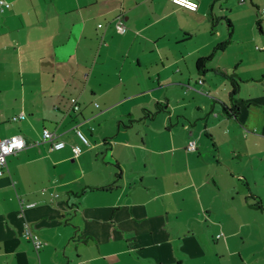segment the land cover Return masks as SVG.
Wrapping results in <instances>:
<instances>
[{
	"label": "crops",
	"instance_id": "0c3cea01",
	"mask_svg": "<svg viewBox=\"0 0 264 264\" xmlns=\"http://www.w3.org/2000/svg\"><path fill=\"white\" fill-rule=\"evenodd\" d=\"M7 1L0 137L20 133L25 145L0 174V264H259L242 246L264 225L233 223V177L249 191L245 206L263 211L264 201L233 165L264 151V0H193L194 10L171 0ZM242 22L250 32L237 30ZM195 29L205 40L189 48ZM240 40L258 50L249 62L240 52L238 65L212 64ZM209 70L223 78L207 81ZM224 71L239 80L235 116L223 111L233 106ZM42 128L64 146L51 149Z\"/></svg>",
	"mask_w": 264,
	"mask_h": 264
},
{
	"label": "rangeland",
	"instance_id": "374dc122",
	"mask_svg": "<svg viewBox=\"0 0 264 264\" xmlns=\"http://www.w3.org/2000/svg\"><path fill=\"white\" fill-rule=\"evenodd\" d=\"M244 4L250 5L249 0H245ZM216 19L221 20V18H219L218 16L214 17V20ZM217 23L218 22L214 24L216 28L218 27ZM223 24L226 28L227 24L224 20H223ZM240 25L241 27H239L237 30H242L241 33L250 32V28L246 27L245 22H242V24ZM253 28L254 29H251V30H254L255 33L259 32L256 25ZM193 32H196V29L193 30ZM212 36H214V33H210V37ZM202 39L205 40L204 38H202L201 35H197V32H196L193 38L191 40H188L186 44L189 48L196 47L202 43L203 41ZM254 45L255 43L248 44V43L242 42L241 40L236 41V42L234 41L233 44L228 46L226 53L222 55V57L219 55L220 53L214 56L212 60V64L219 63L220 59L221 60L223 59V61H227V60L233 61V65L236 63L238 65V57L240 55L239 54L240 52L242 53L241 56L244 59L243 63L246 64L247 61L249 62L250 59H252L251 55H255L253 54V52H258V50L254 49ZM211 47L212 46L210 47L208 46L207 47L208 50L206 49V51H210ZM250 49H252L253 52L250 51ZM190 66H191V63H190ZM192 71L194 73L196 72L194 69V65L192 66ZM222 78L223 77H221V75H218L217 73L213 74L211 70H209L206 75L207 81H210V79L215 80V79H222ZM248 88L251 89V85L242 86V92L245 93L248 90ZM259 148H264V145H260ZM261 153L263 154H259L258 156L252 155L249 158H246V160L248 159V163L246 165L240 166L239 168L233 165V171L235 170L237 171V169H239L240 171H243L244 175H247L246 177H247V180L249 181L248 185L250 188V192L252 193L258 192L259 193L258 195H260V197H262L264 201V151ZM66 162H72V161H66ZM233 184H238L236 188L233 187V223L235 224L241 220H244L246 222H251L250 223L251 225L253 224L255 225L263 224L264 225V209L263 211H260V210L250 209L247 206H245V203H244L245 200H247L249 203L250 202L249 199L251 198L247 197L245 199V195H247L249 191L246 188H244L243 180L242 179L238 180V176H234ZM237 189L239 190V192H237ZM263 234L264 233L260 231L258 235H254V238L252 239L246 238L244 246H242L245 254L250 253L251 251L258 254V256L260 257L259 264H264V235Z\"/></svg>",
	"mask_w": 264,
	"mask_h": 264
},
{
	"label": "built area",
	"instance_id": "2783aa9c",
	"mask_svg": "<svg viewBox=\"0 0 264 264\" xmlns=\"http://www.w3.org/2000/svg\"><path fill=\"white\" fill-rule=\"evenodd\" d=\"M171 1H173L179 5H182L184 7H187L189 9H192V10H194L197 6V3L193 0H171ZM8 6H9V2L7 0H0V10H2L4 7H8ZM260 13H264V7L261 8ZM98 25H100V24H98ZM114 27H115V30L119 33L124 32L126 29L125 25L120 20H116L114 22ZM199 81H201V80L199 79ZM70 102H71V107L73 110L79 109V105L76 101V98L71 97ZM21 115L22 114L14 116L13 119H16L17 117H21ZM74 127H75V131H76L78 137L80 138V140L84 144H88L89 141H88L87 136L80 129H78L76 125ZM41 134H42L43 140L50 141V148L51 149L62 148L65 144V142L63 140L55 138L56 134L47 128H42ZM24 145H25V140H24L23 135L20 133H15V134H11L8 136L0 137V174L3 173V171L6 167L7 155L21 149ZM195 148H196L195 140L192 139V140L187 142V144H186L187 150H194ZM72 151L75 155H77L81 151V147L77 144L73 145ZM32 204L33 203H27L26 205L29 206ZM22 236L25 239H27L28 241H30L33 244L35 249H37L42 243V241L38 237V235L35 234L34 232H32L30 230V228L28 227V225L24 226Z\"/></svg>",
	"mask_w": 264,
	"mask_h": 264
},
{
	"label": "trees",
	"instance_id": "16d2710c",
	"mask_svg": "<svg viewBox=\"0 0 264 264\" xmlns=\"http://www.w3.org/2000/svg\"><path fill=\"white\" fill-rule=\"evenodd\" d=\"M227 21H228V28L230 29L231 28V24L229 22V19L227 18ZM256 24L259 25V21L257 20L256 21ZM224 45V43H219L217 44L216 47H222ZM211 56V55H210ZM209 56V57H210ZM208 57H200L197 59V66H201L203 61H205V59H207ZM225 73V71H224ZM227 75V77L230 79V84H231V90L229 92V97L231 99V101L233 100V106H229L227 104H224L223 105V111L227 114H230V115H233L235 116L238 112V105L235 103V94L237 92V89H238V79L236 78V76L234 75V72L233 73H225ZM117 177L119 176V173H117L116 175ZM110 187V186H109ZM108 185H99V186H95V188H100V189H107L109 188ZM84 191V189H81V191L77 192V193H82Z\"/></svg>",
	"mask_w": 264,
	"mask_h": 264
}]
</instances>
